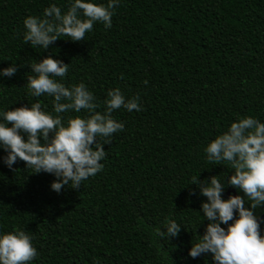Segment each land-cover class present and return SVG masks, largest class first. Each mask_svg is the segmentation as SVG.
Returning <instances> with one entry per match:
<instances>
[{
	"label": "trees",
	"instance_id": "trees-1",
	"mask_svg": "<svg viewBox=\"0 0 264 264\" xmlns=\"http://www.w3.org/2000/svg\"><path fill=\"white\" fill-rule=\"evenodd\" d=\"M71 2L0 0V70L17 68L0 75V114L37 101L53 112V97L27 89L30 65L49 55L69 64L62 82H83L97 111L117 87L126 99L139 97L141 110L113 111L124 129L104 145L102 171L79 189L57 193L54 174L33 173L19 159L10 169L0 146V233L19 228L32 237L38 255L30 264H215L210 253L189 256L209 223L192 177L218 176L223 199L244 195L227 183L230 164L210 163L205 148L237 118L264 123V0H120L111 28L96 22L83 41L61 36L47 50L25 44L27 16L42 17L52 4L63 13ZM169 219L181 231L161 239L156 230L166 233Z\"/></svg>",
	"mask_w": 264,
	"mask_h": 264
},
{
	"label": "clouds",
	"instance_id": "clouds-1",
	"mask_svg": "<svg viewBox=\"0 0 264 264\" xmlns=\"http://www.w3.org/2000/svg\"><path fill=\"white\" fill-rule=\"evenodd\" d=\"M119 2L108 0L105 5L95 0H72L63 13L52 4L43 10L42 17L29 15L24 19V42L47 50L61 36L83 41L96 22L111 28ZM30 68L34 75L27 78L29 94L53 97V112L43 110L37 101L30 107H16L0 114L4 121L0 122V146L8 153L4 163L11 169L19 159L33 173L54 174L57 180L52 182L51 189L57 193L66 185L79 189L82 181L102 171L104 145L111 143L112 134L124 129V124L113 118V111L122 107L129 112L140 111L139 97L126 99L118 87L110 89L104 101L105 110L100 112L94 94L83 82L71 87L62 82L69 64L49 55ZM16 71L15 66H10L0 70V75L12 77ZM82 110L88 113L86 117L70 115L65 121L63 114ZM98 137L104 138V144L98 142ZM205 152L210 163L230 164L232 175L227 183L244 195L223 199L225 184L218 176L210 177V181L192 177L191 184H196L200 194L207 198L201 211L209 223L200 240L192 243L189 256L195 259L210 253L215 264H264V236L254 214L255 209L264 205V123L252 116L237 118L210 141ZM245 198L250 207H245ZM164 228L166 233L156 230L161 239L166 235L177 237L181 231V225L171 219ZM37 255L32 237L25 231L17 228L0 233V264H30Z\"/></svg>",
	"mask_w": 264,
	"mask_h": 264
},
{
	"label": "water",
	"instance_id": "water-1",
	"mask_svg": "<svg viewBox=\"0 0 264 264\" xmlns=\"http://www.w3.org/2000/svg\"><path fill=\"white\" fill-rule=\"evenodd\" d=\"M263 217H264V214L261 215V216L258 218V220L260 221Z\"/></svg>",
	"mask_w": 264,
	"mask_h": 264
}]
</instances>
